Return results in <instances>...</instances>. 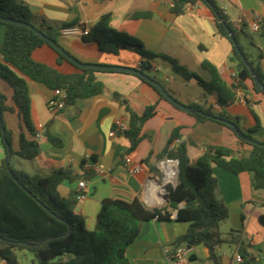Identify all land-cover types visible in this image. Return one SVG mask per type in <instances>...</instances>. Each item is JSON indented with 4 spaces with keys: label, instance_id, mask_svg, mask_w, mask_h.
<instances>
[{
    "label": "crops",
    "instance_id": "0c3cea01",
    "mask_svg": "<svg viewBox=\"0 0 264 264\" xmlns=\"http://www.w3.org/2000/svg\"><path fill=\"white\" fill-rule=\"evenodd\" d=\"M21 1L27 3L37 17V25L45 20L59 32L58 43L83 63L140 68L141 58L133 52L122 50L116 55L107 54L101 52L97 44L85 42L83 36L61 34L62 29L74 26L91 29L103 15L110 14L113 28L136 37L148 51L170 56L208 81L210 75L202 68V62L207 60L219 69L229 85L235 82L238 66L232 60L233 45L219 35L213 12L202 2L194 4L195 8L191 11L175 14L164 0ZM214 1L225 11L233 26L244 21L235 28L246 53L252 59L259 52L264 54V43L250 29V22L259 17L262 19V29L258 34L264 36L262 0ZM142 13L150 15L136 16ZM69 24L75 25L65 27ZM243 32L254 34L255 44H251ZM5 33L6 27L0 25V43L4 41ZM33 58L64 74L78 72L68 62L58 63L57 52L47 45L36 49ZM151 64L152 70L147 73L164 82L166 89L179 102L187 106L192 103H214L212 97L204 100L202 88L195 81H186L176 74L168 62L157 58ZM261 67L264 72V55ZM96 77L105 86L103 94L79 100L61 111L52 110L49 106V102L56 97L55 91L28 81L32 122L37 132L43 134V138L39 140L41 152L30 162L38 173L47 175L52 170L71 169L74 175L81 176L87 182L88 197L77 203L75 212L83 216L91 231L96 228L101 203L105 199L126 202L139 199L149 209L167 207L168 202L161 188L162 174L160 171L159 174L151 172L149 166L157 168L158 161L163 158L176 130L178 137L169 150L177 151L181 145H185L192 163L209 146L227 147L237 152V155L250 150V146L241 144L237 134L229 128L214 121L197 122L192 114L161 100L155 89L131 74L101 71ZM246 84L247 90H239L237 101L224 112L232 119L240 118L239 127L244 133L256 127L259 122L260 127L251 135L254 140L264 143V94L256 92L251 81ZM0 92L7 96V105L13 106V90L2 80ZM113 93L125 97L137 113H142L150 105L158 104L156 115L143 127L144 139L137 150L130 154L133 164L143 165L144 169L140 174H132L125 164V156L129 155V143L125 134L117 129L116 121L128 122V115L112 98ZM214 106L221 111L216 104ZM4 119L7 128L13 132V150L18 151L21 132L28 138L31 136L22 124L18 111L5 112ZM46 132L62 140V146L50 143ZM89 156L109 172L100 176L85 170L83 164ZM3 158L4 151L0 146V162ZM146 160L148 165L143 163ZM19 164L22 165L21 162ZM214 174L219 182L218 196L230 210L229 219L223 223L227 231L221 232L228 234L232 230L241 231L247 249L243 254V261L239 262L236 259L240 254L238 246H219L217 252L221 263L264 264V226L260 221V217L264 215V190L254 188L252 175L248 172L234 175L215 166ZM86 175L89 176L88 179H85ZM58 191L62 197H68L73 191L79 192L78 181H64ZM168 210L172 212L170 220L155 218L142 223L139 236L127 249L131 264H171L165 250L174 247L175 240L187 232L189 223L177 221V211L170 208ZM190 264H212L209 261V250L204 246L194 247Z\"/></svg>",
    "mask_w": 264,
    "mask_h": 264
},
{
    "label": "trees",
    "instance_id": "16d2710c",
    "mask_svg": "<svg viewBox=\"0 0 264 264\" xmlns=\"http://www.w3.org/2000/svg\"><path fill=\"white\" fill-rule=\"evenodd\" d=\"M198 2L211 9L219 35L233 45L232 60L235 61V56L238 58V70L234 77L235 82L231 85L222 77L219 69L207 60L202 62V68L210 75L208 81L180 65L174 58L148 51L136 37L113 28L110 14L103 15L98 23L89 29V34L83 36V40L97 44L103 53L116 55L122 50H128L137 54L141 58L140 69L143 72H150L151 61L157 58L168 62L176 74L186 81H195L202 88L204 100L209 97L214 99V103L188 105L193 109L192 115L197 122L214 121L236 134L221 120H228L239 126L240 118L232 119L224 110L237 101L239 90H247V81L252 82L256 92L262 94L264 92L256 87L250 68L238 55L229 32L234 33L240 49L263 84L261 59L264 54L259 52L257 57L252 59L246 53L240 43L239 32L214 0H174L172 11L175 14H182L188 4ZM262 2L264 3V0ZM149 15L142 13L136 16ZM0 17L33 24L39 31L58 42L59 32L45 20L38 26L37 17L24 1L0 0ZM0 25L6 27L5 39L0 43V80L6 82L13 90V106L7 105V96L0 92V111L3 116V126L0 125V146L4 151V158L0 162V258L6 260L7 264H22L18 252L27 250L34 256L33 264H131L127 249L139 236L142 223L155 218L170 220L172 212L168 208L177 211V221L189 223L187 232L175 240L174 246L183 244L190 247L204 246L209 250V261L212 264H222L217 252L218 247L223 244L236 245L244 258L243 254L247 249L242 232L232 230L228 234H223L220 230L221 224L229 219L230 210L218 196L219 182L214 174V167H221L234 175L248 172L252 175L254 188L264 190V147L249 144L237 135L241 144L250 146L247 153L237 155V152L227 147L209 146L205 153L192 163L185 145H181L177 151L169 150L172 142L178 137L176 130L162 155L180 161L177 185H169L166 188L167 207L149 209L139 199L132 202L105 199L101 203L96 228L91 231L87 228L83 216L75 212L79 192L73 191L68 197H62L58 191L64 181L79 182L81 176L74 175L71 169H56L47 175L30 174L17 168L14 158L33 161L41 152L37 139L38 132L31 118L28 81L41 84L52 91H65L66 105L73 106L79 100L104 93L105 86L96 77L101 71L82 70L73 65L78 72L61 73L33 58L36 49L44 45L51 47L43 38L22 26L3 22H0ZM74 25L69 24L65 27ZM243 33L251 44H255L254 34ZM57 54L58 63L68 62L61 54L58 52ZM153 78L159 80L156 76ZM160 82L166 88L165 83ZM159 95L161 100H165L160 93ZM112 98L128 115L129 130L124 134L129 143L127 153L132 154L144 139L143 127L156 115L158 104L150 105L142 113H137L121 94L113 93ZM214 104L221 111H218ZM14 111H18L22 124L31 136L28 138L23 131L21 132L18 151L13 150V132L7 128L4 119L5 112ZM2 127L5 132L2 131ZM259 127L258 122L256 127L247 131V137L253 139L251 134ZM45 135L53 145L62 146V140L59 138L48 132ZM8 145L12 147L10 158ZM143 163L148 165L147 160ZM149 169L159 174V170L154 166H149ZM88 178L86 175L85 179ZM260 221L264 226V215L260 217Z\"/></svg>",
    "mask_w": 264,
    "mask_h": 264
},
{
    "label": "built area",
    "instance_id": "2783aa9c",
    "mask_svg": "<svg viewBox=\"0 0 264 264\" xmlns=\"http://www.w3.org/2000/svg\"><path fill=\"white\" fill-rule=\"evenodd\" d=\"M166 3H168L171 7L174 6L173 1L170 0H164ZM195 8L194 4H188L185 7V12L191 11ZM222 12L225 14V11L222 10ZM244 21L237 22L234 27H239L242 25ZM250 29L255 32L259 33L262 29V19L257 17L253 21L250 22ZM61 34L63 35H80V36H87L89 34V29H84L80 26H74L69 28H64L61 30ZM56 93V99H53L49 102V106L52 110H64L66 105V97L67 94L65 91H55ZM116 127L121 132L125 133L129 130V125L127 122L117 120L116 121ZM115 135H113L114 137ZM43 138V134L38 133L37 139L41 140ZM125 164L129 166L130 171L132 174H140L143 172V165H135L133 164V160L131 155L125 156ZM83 168L89 172H94L97 175L103 176L106 175L109 170H107L102 164L94 160L92 157H87V159L84 161ZM158 170L161 172V188L162 193L165 198V200L168 199V191L167 186H176L179 180V173H180V161L177 158H172L165 156L162 159L158 161L157 164ZM79 186V193L77 195L78 202H82L87 199L88 197V188H87V182L83 179H81L78 182ZM194 247L187 246L186 244L180 245V246H174L166 248L165 253L167 257L169 258L171 264H190L191 256L193 254ZM264 258V253L262 254ZM237 261L242 262L243 257L239 254L236 257ZM0 264H7L6 260L0 258Z\"/></svg>",
    "mask_w": 264,
    "mask_h": 264
},
{
    "label": "water",
    "instance_id": "95a60500",
    "mask_svg": "<svg viewBox=\"0 0 264 264\" xmlns=\"http://www.w3.org/2000/svg\"><path fill=\"white\" fill-rule=\"evenodd\" d=\"M0 22L3 23H9L14 24L18 26H22L25 28L30 29L35 34L39 35L41 38H43L55 51H57L59 54H61L69 63L74 65L75 67L82 69V70H96V71H106V72H117V73H124V74H131L134 76H137L153 86L164 98L167 100L170 104H172L174 107L187 112L189 114H193V109H191L189 106L179 102L173 95L170 94V92L156 79L151 77L147 72H143L140 68H130V67H122V66H110V65H103V64H86L79 60H77L74 56H72L69 52H67L58 42L54 41L47 35H45L43 32L39 31L33 24L26 23L19 20H13L9 18L0 17ZM229 37L231 38L234 46L237 49V53L240 56V58L243 60V62L250 68L252 78L256 84V87L258 90H262L264 92V84L260 81V79L255 74V71L253 70L250 63L247 61V58L243 54L242 50L240 49L238 45V41L234 35L233 32H229ZM235 61L238 62V58L235 56ZM221 122L227 124L229 127H231L236 134L242 138L244 141H246L249 144L252 145H258L264 147V143H261L257 140L251 139L247 137L246 133H244L241 128L235 124L234 122L228 121V120H221ZM0 125L3 126V116L0 111ZM2 131L5 132V129L2 127ZM12 156V147L8 145V158ZM8 165V163H7ZM168 202V199L166 200Z\"/></svg>",
    "mask_w": 264,
    "mask_h": 264
},
{
    "label": "rangeland",
    "instance_id": "374dc122",
    "mask_svg": "<svg viewBox=\"0 0 264 264\" xmlns=\"http://www.w3.org/2000/svg\"><path fill=\"white\" fill-rule=\"evenodd\" d=\"M252 33H255L251 30ZM256 34V37L262 42L264 43V36H261L260 34L258 33H255ZM19 162L22 163L19 164ZM14 163L16 165V167H18L19 169H25L28 173L30 174H36L38 172H36L34 169H33V166L31 164L30 161H27V160H23V159H20L19 157H15L14 158ZM221 228V231L225 232L227 231V227L225 224H221L220 226ZM18 258H19V261L22 263V264H33L34 262V256L31 252L29 251H23V252H18Z\"/></svg>",
    "mask_w": 264,
    "mask_h": 264
}]
</instances>
